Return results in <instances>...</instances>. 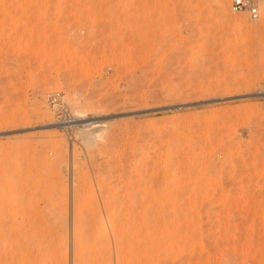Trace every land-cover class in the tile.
<instances>
[{
  "label": "rangeland",
  "instance_id": "rangeland-1",
  "mask_svg": "<svg viewBox=\"0 0 264 264\" xmlns=\"http://www.w3.org/2000/svg\"><path fill=\"white\" fill-rule=\"evenodd\" d=\"M230 5L0 0V264H264V17Z\"/></svg>",
  "mask_w": 264,
  "mask_h": 264
},
{
  "label": "bare ground",
  "instance_id": "bare-ground-1",
  "mask_svg": "<svg viewBox=\"0 0 264 264\" xmlns=\"http://www.w3.org/2000/svg\"><path fill=\"white\" fill-rule=\"evenodd\" d=\"M242 25H238V31L240 32L242 30ZM208 49V46L205 44V43H200L198 45H196V48H195V52L198 54H204L205 51ZM204 52V53H203ZM74 122H77L76 120ZM78 123V122H77ZM76 124V123H75ZM67 126H71L70 124H66L64 122H61V123H55L54 125H52V127H60V128H66ZM170 179V178H169ZM174 178L172 177V180H170V182L168 183H164V187L167 188V186L171 185V183L173 182ZM175 181V180H174ZM165 182H167V180H165ZM174 183V182H173ZM163 185V184H162ZM173 186V185H171ZM169 188V187H168ZM84 189V188H83ZM86 189V188H85ZM84 189V190H85ZM82 191V196H80V201L78 202V205H80L79 207L84 209L87 207L91 208L92 206V201L90 202L89 199L87 197H85L87 194L88 191ZM87 190V189H86ZM91 190V189H90ZM90 193V192H89ZM81 195V194H80ZM84 195V196H83ZM79 197V196H78ZM115 215V214H114ZM109 216H113L112 212H109ZM110 218V217H109ZM109 218H103V217H100V218H96V219H92V220H84L83 223H81V227H84L85 229L84 230H80L79 228H81L80 226L78 227L79 229V232L77 233V238H78V241L83 243V244H95V243H98L100 244L101 246L105 247L104 245H108V241H107V238L105 237L106 233L110 231L111 229V223H110V220ZM89 227H91L92 229L91 230V233H86L85 230H89ZM115 229V228H114ZM148 233V232H146ZM152 233L149 232V235ZM145 233L141 234V235H144ZM154 234V233H153ZM139 236L140 238L139 239H143L142 236ZM151 236L153 237V235L151 234ZM144 237H146V235H144ZM149 237V236H148ZM159 237V236H158ZM155 238V240L152 239V242L153 241H156L159 239ZM119 238H120V235H119ZM148 242H151V238H148ZM154 243V242H153ZM157 258V257H156ZM157 260V259H155ZM140 264V262H138ZM153 263V262H152ZM157 264V263H156Z\"/></svg>",
  "mask_w": 264,
  "mask_h": 264
},
{
  "label": "built area",
  "instance_id": "built-area-1",
  "mask_svg": "<svg viewBox=\"0 0 264 264\" xmlns=\"http://www.w3.org/2000/svg\"><path fill=\"white\" fill-rule=\"evenodd\" d=\"M230 9L234 14H247L253 21H259L264 17V0H230ZM49 104L60 114L62 122L73 126L74 120L67 104L62 102L59 95L49 99Z\"/></svg>",
  "mask_w": 264,
  "mask_h": 264
}]
</instances>
